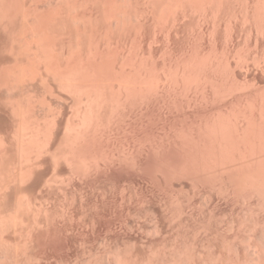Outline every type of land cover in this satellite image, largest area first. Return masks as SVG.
Segmentation results:
<instances>
[{
    "label": "rangeland",
    "instance_id": "rangeland-1",
    "mask_svg": "<svg viewBox=\"0 0 264 264\" xmlns=\"http://www.w3.org/2000/svg\"><path fill=\"white\" fill-rule=\"evenodd\" d=\"M22 1L23 3L20 4ZM37 1L38 0H18V2H20L18 3L15 0L16 4H18L17 8H14L16 6V4H13L14 1L11 2L13 6L10 5V2L8 0L7 3L6 0H2V3L4 2L5 4H7L6 6L9 5L8 8L11 7L12 9V10L10 9L11 12L16 11L19 8L18 6H20L21 10H23V8L25 7L24 10L26 9L28 10L29 8L33 10L31 11L29 9L28 11L30 13L36 14L39 13L40 11L39 14H42L43 12L41 11H43V9L45 10L51 7V6L48 7L49 4L50 5L52 4L53 6V3L55 4V2L56 3L58 2V0L55 1L39 0L38 2ZM115 1H119V0H114L113 3L115 4L113 6L117 9H121L122 5L120 3L123 2L121 0H120L121 2H115ZM126 1H130L129 3L135 6L134 7L132 5L133 9L134 10L136 9L135 11L140 14L138 15L140 16L139 18L143 19V20L140 19L141 26L143 28L142 29L143 35L141 36V38L139 37L138 40L136 39L138 42H136V40L135 42L133 41L129 42L130 41L129 38H128L129 40L127 39L125 41L126 37H121L120 35H118L117 37V35H115L112 37V39H110L111 43L109 42L110 43L109 46L111 47L112 51L116 49L113 53L114 54L117 53V57L119 56L120 62H117L116 65L119 64L118 66H120L121 60L125 58V60L128 61V63L124 61L126 63L125 71L129 67L130 68L136 67L142 70L143 72H145L144 79L145 81L148 80V82L146 81L148 84L155 85L158 80L157 83L159 86L158 87L159 91H157L158 94L157 92H155L156 95L154 96V93L140 94L139 92L138 94V92H132L129 95H132L133 97L128 95L121 96L119 93L116 94L117 90H115L116 89L115 85H118L119 81L126 82L125 78H127V76L125 77L123 76L122 80L119 78H115L116 82L115 80L113 82L115 89L113 88V92H111L109 96L108 95L103 96L106 97L105 100L102 97L103 94H101L96 97L95 96L92 97V101H89L91 100V98L85 100V97H82L81 93L79 92L76 93L77 91L73 90L71 93L72 89H69L70 91L66 89H62L58 91L54 90V92L50 91L49 89L50 87L52 89L56 88L53 87V84L55 85L56 83L53 80H50L52 85L50 82H48L49 84H47L48 86L45 88L38 80H36L37 82L34 81L33 85L31 86V88L34 86L32 90L31 89L29 90L30 101H31L30 106L34 105L32 106L33 107L32 111L34 112H32L31 116H27V118H25V116L21 115L20 117L19 115L18 119L20 118V120L15 119L17 118L18 114H14L13 115L14 118L11 117L12 113L10 109H8L9 107L8 105H6V103L7 102L9 103V101H12V99L15 100V98H18L17 96L8 98V101L5 100L6 103H3L5 105H2L1 103L0 106L3 107H0L1 108L0 112L2 113L0 114V118L1 117L3 118L0 119V124H1L0 133L2 134L4 132L3 134H5V136L7 134V136L9 137L13 133L14 135L17 134L16 132H18L19 135H25V137L28 140L30 139L28 142L29 147L35 146L36 143L38 142L36 140H39L38 138L43 131L42 127L45 126V124L49 121L48 119L50 115L49 113L52 112L53 110L55 113H57V111H62V110L64 112L67 111V115L65 113L66 118L65 115H63V121H64L63 130L65 135L68 136V137L65 136V138H67L66 140H68L67 142L72 140V138L75 135L74 133H76L78 130L81 129L83 130L87 126L91 127L93 123H97L99 126L101 124L100 128H106V129L109 124V129H107V131L109 130L108 139L109 138L110 139L108 140L106 136L103 137V135L99 136L100 140L98 137H96L95 139L97 140V142L96 140H94L95 142L93 141L91 143L88 151L86 150V152L82 155L83 159L82 161H80V164L79 162L76 165L73 164L72 168L77 167L78 171H76V168H75V172L74 169L68 170V168H66V166L64 167V165L61 166L62 168H60L59 171L62 172L63 175L61 176V174L59 173V176H61V178H64V176L71 177L76 173L78 172L80 173L82 171H84L82 173H85L86 168L88 167L90 168L86 171V173L92 169L97 168L99 171H101L100 179H99L100 183L99 182L97 183L98 189L95 188L94 190L91 189V187H89V189L85 188L88 194L87 193L86 195L85 193L78 194L79 195L78 198V195L75 193L73 194L71 186H69L70 188H68V192L70 193L68 194L70 196L69 195L67 196L68 205L64 204L65 208H62L63 210H65V212L63 213L64 214L66 213L65 215L67 216H65L62 213V211L60 210L61 208L59 209V207H61L62 205L60 206L58 205L59 206L58 207L56 204L57 207L54 208L55 209L58 208L59 209L58 211H60L59 214L58 213L56 214L57 209L56 210L53 209V206H51L52 204H50L51 201L47 200L48 204L50 205V208H48L49 205L47 203H44L42 206L43 208H45V210L46 208L49 210L46 211L44 210V212H42L43 211L42 208L41 211L38 212V215H40L39 213H41L42 215L44 214V216L42 217H44L45 219V216L48 217L50 215L49 213H52L51 215L53 217L57 215L58 216L57 218L59 219V215L60 217H62L61 215H63L65 216V218L67 217L69 220L66 218L65 221L63 219H62L63 221H61L60 220L61 218L58 220L56 217H54L55 219H57V221H59V224L61 223L64 224H62L63 226L61 225L60 227H57V225L59 226V224L57 223L56 220L55 221L57 224L53 222L54 220L52 219L53 224L56 225L53 226L50 215L49 217L50 219L47 218V220H49V223H51L49 224V226L48 224L47 227L43 226L42 223L41 225L43 227H37L40 228V230L37 229L38 232L35 230L36 235L30 234V236H32L33 238L32 237L30 238L29 235H28L29 238L28 237L26 238L27 236L25 235L26 228L24 227L28 222H26L24 218V221L26 223L24 222L25 225L22 226V229L23 228L25 229L23 230L25 237L23 235H19L22 236L19 237L15 233L10 234V232L5 234V237L6 236L8 237L4 238L2 242L3 245L2 244L0 245L1 246L0 260H2L0 261V264H21V263L30 264L32 259L31 252L34 250V252L36 253L38 251V247H43L44 250L40 248L39 249L40 251L41 250L45 251L46 255H43L45 253L42 251L41 252L39 251L38 253H43L42 254L43 257L47 256L45 257L46 259L45 258H42L43 260L41 259L42 261L41 264H72V263L73 264H120V263L122 264L123 263L124 264H264V183H263L264 182V37H263L264 15L260 13L262 16L258 14V16H256L255 18H251V14L249 12H251L255 0H243L246 4L242 0H232V1L225 0L221 5L220 10L217 12V14H212L211 16H207L210 14L208 13V10H205L206 14H204L205 12H203V9L201 7L199 6L196 7V4H199L198 2L199 0H194L196 1L193 7L194 9L191 7L190 10L186 12L187 14L179 15L177 17V20L174 21L175 23L174 22L172 23L171 22L172 19L170 16H168L167 13L169 11L171 12L173 10L175 11L177 8L174 9V7L176 6L173 5L172 6L173 9H172L169 6L170 5L168 3L169 0L167 1L155 0V3L158 5L154 3L155 6L153 5V7L152 4L149 3L150 0H126ZM159 1H161V5H163L164 7L160 5ZM135 3L137 5H135ZM119 4L121 6H119ZM159 6L160 8H158ZM13 8L16 10H13ZM198 8L202 10H198ZM88 9L91 10V8ZM0 10L2 11V9ZM21 10L19 8L18 11ZM18 11L16 12L17 14L13 12L14 14L11 15L13 17L10 16V18L8 17L3 18V16H1L0 14V19L3 18L2 20H0V25H1L0 26V36H1L0 62L2 63L0 64V68L1 66L2 67L4 66L3 68L6 69L8 64H13L10 62V60H15V57H13L14 55L17 57V54L20 53L18 57L19 56L21 57V55H24V57H26L25 56L26 53L25 54L21 53L24 52L23 48L20 46L21 47L20 50L17 42L20 41L19 39L20 36L24 37V35H22L23 33L27 34L29 30L30 31L32 30V32L35 31L34 28H29L26 21L23 20L26 17L25 19L28 20L30 24L29 19L31 18L33 19L35 14L34 15L27 14L28 12L25 11L26 12L25 13L24 11H21L20 14L18 15ZM92 11H94V8H92ZM22 12H24V14H26L27 16L32 15L33 17L28 16L29 17L28 18L25 15V17L23 18L22 16L24 14ZM157 12L158 13L160 12L159 13L160 16ZM162 12L163 15H161ZM246 12L249 15H247ZM14 15L17 17H21L22 20L20 18L15 17ZM189 15L192 17L191 19H189ZM197 15H199L198 18ZM166 16L168 17V19ZM212 16H214L215 18H213ZM163 17H166L165 18L166 20L162 19ZM13 18L15 21H18L16 22L17 24H15ZM203 19L207 21H204ZM162 20L164 21V23ZM23 21H25L27 25H25ZM181 21L182 23H180ZM21 22H23L22 24L26 28L23 27L22 24L20 25ZM212 22H214L215 24ZM180 24L181 25L184 24V25L180 26ZM19 25L22 26L21 29L17 28L19 27ZM30 25H32V22ZM104 26L100 27L99 24L100 31L98 30L99 32H97V34H93L95 36V40L100 38L99 40L96 41H100L101 44L105 42V37L103 36L104 33L101 34V31L105 32V29H107V26L103 28ZM157 26L159 27L161 26L162 31L159 28H157ZM168 27L171 30L170 29L167 30ZM16 28L19 30H17ZM8 29H12V30H10L9 32ZM22 29L27 32L26 33L23 32ZM156 29L157 31L159 29L160 32L159 31L157 32ZM20 30H22L21 33ZM165 30L167 31L170 30V31L168 33ZM61 31L62 30H58L57 32L55 31L54 32L55 35L59 33L56 36H54V34L52 33L53 34L52 38L56 37L53 40L56 39V42L60 40L58 44L62 42L61 43L62 48H60L59 47L60 45H58L55 42V49L57 51H61L63 49L65 52V48L67 51L70 43L71 45L76 47L77 42L72 40L73 35L70 34L71 37L70 38L68 32L66 33V31L63 30L64 31L63 33ZM165 32L167 33V35H165L166 34ZM259 32L260 33L262 32L261 35ZM30 33L31 32H29L27 36H30L31 35ZM162 33L164 35H162ZM171 33H174L175 35L174 34L171 35ZM16 35L17 36L20 35V36L17 37ZM96 36L99 37L96 38ZM22 38H21L22 40L21 42L24 41ZM28 38L31 39L32 36L26 37L27 40ZM121 38H123L125 44L122 42ZM14 40H15V46H18L19 51H21L18 52L17 54L15 53L16 51L14 52V50H12V48H15L14 45L12 46ZM114 40L116 44L114 43ZM67 42L70 43L68 44ZM119 42L120 43L122 42V44H120ZM136 43L139 44L137 45ZM79 44L80 43H78V46H80ZM119 44L122 46L120 47ZM20 45H22V43ZM64 45L67 47H65ZM127 45H129L128 47L130 48L125 50V47L127 48ZM112 46H114L115 49L114 47L112 48ZM119 47L120 50H118ZM18 48L15 50L18 51ZM121 49L124 50L122 53H121L122 51ZM130 49L132 50L129 51ZM126 51H128L130 55L128 54V52L126 53ZM13 52L15 53L14 55ZM10 53L12 54L10 55ZM124 53H126L125 56ZM137 53L140 56L141 55L142 56L140 57ZM190 53H192V55ZM114 54H112V56ZM133 54L135 56L132 59ZM81 55L84 54L82 53ZM237 55L240 58H238ZM83 57L84 56L79 57L80 60L77 61L82 62ZM138 59L139 62L137 61ZM132 60H134L133 61L134 64L133 62H131ZM244 60L247 62H245ZM136 61L138 62L139 66L135 65L137 63ZM124 62H123V66L125 64ZM79 65L80 64L77 63L75 67H73L72 65L71 68L73 67L72 69H75L76 66ZM127 65L129 67H127ZM219 65L222 67H220ZM118 66H116V68ZM143 66L146 67L144 68ZM9 67L11 66L9 65L8 68ZM187 67H189V70L191 71L193 70L192 73L194 77L193 78L188 77V79L187 77H185L186 79L185 81H183L184 77L181 76L180 74L183 68H187ZM62 68L64 67L62 66ZM130 68L127 70V72H129ZM149 68L150 70H145ZM180 69L181 72H179ZM168 70H171V73ZM146 71H148V73ZM149 71H151L150 72L151 75H148L150 74ZM175 71L177 72V74ZM152 73L154 74V76H152L153 75ZM194 74H196V77ZM147 75L149 76V78ZM150 76L153 77L152 81H150V79L152 78ZM178 76L179 78L177 79L176 77ZM130 77L131 76H128L127 80L129 82L131 81V83L128 82L129 84H132L135 79L134 77L132 78ZM138 79L139 78H137L136 80ZM159 83H161L162 85ZM55 86L58 87L57 83ZM47 91H49V93H46ZM145 94L146 95L148 94L147 95L148 98L147 96H145ZM59 96H61L62 98ZM128 97H130L129 100H127ZM122 98H126V100L125 99L123 100ZM4 99L7 98L4 97ZM4 99H2V101ZM97 100H99V102ZM100 100L101 102L103 100V102L101 103ZM88 105H91L92 107L90 106L91 107L90 108ZM99 106L100 108L98 110ZM103 106L105 108H103ZM56 107H57V111H55ZM78 107H80L82 110L79 109ZM108 108H110L111 110ZM112 108H114L115 111ZM3 109H4L3 112H5V114L2 112ZM49 109H51L52 111H47ZM85 109L88 110L84 111ZM7 110H9V112ZM79 110L81 111L79 112ZM91 110L94 112H92ZM6 111L8 113H6ZM97 112L98 113L101 112L99 113V116ZM125 112L127 113L124 114ZM90 115H92V117ZM101 116H103L104 119ZM28 117L31 118L28 119ZM95 117L97 119H95ZM27 119L29 121H26ZM89 119L92 120L90 121L91 123L88 121ZM110 119H112L113 121ZM13 120L17 123L15 124ZM9 121H12L15 125L14 124L12 125V123ZM77 123H78V127H77ZM79 124L81 126L83 125L84 127L82 126L83 127L82 128L81 126H79ZM17 128L20 130V132L28 131L29 133L24 134L25 133L24 132L23 134H20L19 131H17L18 130ZM69 128H71V130ZM14 129H16V132ZM12 130H14V132ZM10 132L11 134H9ZM71 134L73 136H69ZM29 135L32 138L29 137ZM105 138L107 139V141H105L106 140ZM103 139L105 140L101 141ZM67 142L65 141V144ZM92 144L95 146H93ZM96 144L99 145L97 146ZM107 149L110 151H108ZM89 151L91 152L90 154L87 155V152ZM153 154L156 156L157 159ZM92 158L97 159L96 163H95V159ZM110 158L111 160H106ZM87 159H91L89 160L90 163L87 161ZM92 161L95 164H93ZM101 161H103L102 165L100 164ZM107 162L110 163V165L111 164L112 165L109 166V170H107L109 173H106L107 172L106 171L104 172L105 173L104 174L103 166ZM84 164L85 165L87 164L88 166L86 165V167L83 166L81 167V165ZM98 164L99 167L101 168L97 167ZM47 165L44 166L45 167L44 169L47 170V171L43 170L44 173L45 171L46 173H50V171H48L47 169L48 167ZM78 166H80L81 168H79ZM83 168L85 169L83 170ZM80 169H82V171ZM68 171H71L72 173ZM64 173L66 175H64ZM75 184H77V182ZM26 185H29V183H27ZM28 187L29 186L26 187L27 190ZM26 195L25 197H27ZM29 195L30 194H28V196ZM71 197L72 198L74 197L73 198L74 200ZM14 198L16 197L12 198L13 202H14ZM64 205L62 207H64ZM15 208L17 209V207L14 206V208L10 211L12 217L16 214ZM46 212L47 213L49 212L48 216L45 214ZM44 227H46L47 229ZM60 231L63 233H60ZM49 232L51 234H49ZM44 234L47 236H45ZM34 236L37 238H35ZM40 236L43 238H41ZM50 237L52 238V240ZM38 238L40 239V241L37 240ZM34 239L35 241L37 240V242H33V244L37 243L39 245H37L38 247H36V245L34 244L35 246L34 245L32 246L35 248L32 247L33 249H31V244H32L31 241H33ZM22 240H25L26 243H23ZM21 250L23 251V253ZM64 257L66 258L64 259Z\"/></svg>",
    "mask_w": 264,
    "mask_h": 264
},
{
    "label": "bare ground",
    "instance_id": "bare-ground-1",
    "mask_svg": "<svg viewBox=\"0 0 264 264\" xmlns=\"http://www.w3.org/2000/svg\"><path fill=\"white\" fill-rule=\"evenodd\" d=\"M9 2H10V5H12L13 6V4H16V2H18V0H16V2H15V0H13V1H10V0H8ZM39 1V0H38ZM37 1V2H38ZM47 1H49V0H47ZM52 1V0H51ZM55 1V0H54ZM123 3H120L121 5H122V8L121 9H117V8H115L113 5L115 4V3H113L114 2V0H58V2L56 3L55 2V4L53 3V6H52V4L50 5H48V7L49 6H51L50 8H48V9H43V11H41V12H43L42 14H39L40 13V11H39V9H38V11H39V13H34L35 14V16L33 17L32 15H30L31 17H33V19L31 18V19H29L30 20V24H31V22H32V25H33V27H32V25H30L29 24V21L28 20H26L25 18V15L26 14H24V12L27 10H24V8H23V10H21V7L20 6H18L19 8H20V10L21 11H24V12H22L23 14V20H25L26 21V23L28 24V27L29 28H34L35 29V31H33L32 32V30L30 31L29 30V32H31L29 35L30 36H27V34L29 33H27V34H22V35H24V37L23 36H20V41L19 42H17L18 43V45H19V48H20V50H21V47L23 48V51L24 52H21V51H19V48H18V46H15V40L13 41V43H12V46L14 45L15 46V48H12V50H14V52L17 54L18 52H21V53H26L25 54V56L26 57H24V55H21V57L19 56L18 57V55L20 54H17V57L14 55L15 53L13 52V57H15V60H10V62L11 63H13V64H8L7 65V67H6V69L5 68H3L2 66H1V68H0V105H1V103H2V105H5V104H3V103H6V101H8V98H10V97H13V96H17L18 98H15V100L14 99H12V101H9V103L7 102L6 103V105H8V109H10V111H11V113H12V115H11V117H13V115L14 114H18V116H17V118H15V119H18V117H19V115H20V117H21V115H23V116H25V118H27V116H31V114H32V112H34V111H32V106H34V105H32V106H30V92H29V90L31 89L32 90V88L34 87H32L31 88V86L33 85V82L34 81H36V80H38L43 86H44V88L45 87H47L48 85L47 84H49L48 82H50V80H53V81H55L56 83H57V85H58V87L57 86H55L56 85V83H55V85L53 84V87H56V88H51L50 87V85H49V89H50V91H53L54 92V90H56V91H58V90H62V89H66V90H69V89H72L71 90V93H72V91L74 90V91H77L76 93H81V95H82V97H85V100L87 99H89V98H91V100H89V101H92V97H96V96H98V95H101V94H103L102 95V97L104 96V95H108L109 96V94H111V92H113V88H114V84H113V82H114V80H115V78H119V79H121L122 80V78H123V76L125 77V76H127V78H128V76H131L130 78H132V77H134V79L136 80L137 78H139L138 80H134V82L132 83V84H129V83H131V81L129 82L128 80H127V78H125L126 79V82L124 81V82H121V81H119V83H118V85H115L116 87V89L115 90H117V93L116 94H120L121 96L122 95H128V96H131V97H133L132 95H129V94H131L132 92H138V94H139V92H140V94H142V93H154V96L156 95V93L155 92H157V91H159L158 90V80H157V85L155 84V85H153V84H148L147 82H148V80H146L145 81V79H144V76H145V72H143L142 70H140V69H138V68H136V67H133V68H130L128 65H127V67H129L130 68V70H129V72H127V70L129 69H127L126 71H125V65H126V63L124 62V61H126L125 60V58L124 59H122V58H120V59H122L121 60V64H120V66H118V65H116V63L117 62H120V60H119V56L117 57V53H115L116 54V56H115V54L113 53L116 49H115V45L114 46H112V48L114 47V51H112L111 50V47L109 46V44L111 43L110 42V39H112V37L113 36H115V35H117V37H118V35H120L121 37H126V39H125V41L129 38L130 39V41L129 42H131V41H133V42H135V40L137 39L138 40V38L140 37L141 38V36L143 35L142 34V26H141V21H140V19L141 18H139L140 16H138V15H140L139 13H137L134 9H133V6L129 3L130 1H126V0H121ZM120 0L119 1H115V2H121ZM163 1V0H162ZM165 1H167V0H165ZM225 0H199L198 2H199V4H196V7L197 6H199V7H201L202 9H203V12H205V10H208V13H210L209 15H207V16H211L212 14H217V12L220 10V7H221V5L223 4V2H224ZM232 1V0H231ZM243 1V0H242ZM0 2H1V4H2V6H1V4H0V6L2 7H0V9H2V11L0 10V14H1V16H3V18L5 17H8V18H10V16L11 15H13L14 13L13 12H17L18 10H19V8L16 10V9H14V8H17V5L18 4H16V6L13 8V10H16V11H13V12H11L10 11V9H11V7L10 8H8L9 7V5L8 6H6L7 4H5L4 2L2 3V0H0ZM8 2V3H9ZM11 2H13V4L11 3ZM36 2V1H35ZM42 2H44V1H42ZM46 2V1H45ZM157 2V1H156ZM160 2V5H161V1H159ZM195 2L196 1H194V0H169V6L173 9V5H175L176 7H174V9H176L174 12L172 11H169L167 14H168V16H170L171 17V19H172V23L174 22V21H176L177 20V17L179 16V15H185V14H187L186 12L188 11V10H190V8L192 7H194V4H195ZM234 2V1H233ZM237 2V1H236ZM244 2V1H243ZM251 2V1H250ZM6 3H7V0H6ZM18 3H20V2H18ZM23 3V1L20 3V4H22ZM113 3V4H112ZM132 3V2H131ZM150 4H152V7H153V5H154V3H155V0H150V2H149ZM148 3V4H149ZM158 3V2H157ZM166 3V2H165ZM245 3V2H244ZM19 4V5H20ZM28 4H30V3H28ZM119 4V6H121ZM147 4V5H148ZM156 4V3H155ZM164 4V3H163ZM172 4V5H171ZM228 4H230V3H228ZM232 4V3H231ZM240 4V3H239ZM246 4V3H245ZM34 5V4H33ZM36 5V4H35ZM38 5V4H37ZM135 5H137L136 3H135ZM139 5V4H138ZM156 5H158V4H156ZM168 5V4H167ZM227 5V4H226ZM243 5V4H242ZM241 5V6H242ZM254 5V6H253ZM252 6H253V8L251 9V12H249L250 14H251V18H255L256 16H258V14H263L264 15V0H255V3L253 4ZM29 6V5H28ZM27 6V7H28ZM116 6H117V3H116ZM119 6H118V8H119ZM155 6V5H154ZM161 6H163V5H161ZM168 6V7H169ZM252 6H249V7H252ZM26 7V8H27ZM33 7V6H32ZM31 7V8H32ZM135 7V6H134ZM164 7V6H163ZM167 7V6H166ZM227 7V6H226ZM225 7V8H226ZM244 7V6H243ZM88 8H91V10H89ZM92 8H94V11H92ZM139 8V7H138ZM155 8V7H154ZM154 8H152V9H154ZM158 8H160V6L158 7ZM236 8V7H235ZM30 9V8H29ZM28 9V10H29ZM33 9H35V8H33ZM194 9V8H193ZM202 9H199L198 8V10H202ZM12 10V9H11ZM26 11V12H28L27 14H33V13H30L29 11ZM31 10V9H30ZM48 10V11H47ZM139 10V9H138ZM197 10V11H198ZM224 10V9H223ZM248 10V9H247ZM249 10H250V8H249ZM21 11H18V15L20 14V12ZM31 11H33V10H31ZM37 11V10H36ZM161 11V10H160ZM193 11V10H192ZM241 11V10H240ZM11 12V13H10ZM25 12V13H26ZM46 12V13H45ZM164 12V11H163ZM163 12H162V14L161 15H163ZM190 12V11H189ZM188 12V13H189ZM196 12V11H195ZM200 12V11H199ZM202 12V11H201ZM141 13V12H140ZM146 13V12H145ZM158 13V12H157ZM160 13V12H159ZM158 13V14H159ZM165 13V12H164ZM194 13V12H193ZM198 13V12H197ZM242 13V12H241ZM17 14V13H16ZM15 14V15H16ZM33 14V15H34ZM142 14H143V12H142ZM147 14V13H146ZM157 14V15H158ZM204 14H206V12L204 13ZM224 14V13H223ZM245 14V13H244ZM246 14L247 15H249L247 12H246ZM260 14V15H261ZM14 15V16H15ZM149 15V14H148ZM156 15V16H157ZM166 15V14H165ZM202 15V14H201ZM27 16V15H26ZM29 16V15H28ZM27 16V17H28ZM29 16V17H30ZM99 16V17H98ZM142 16V15H141ZM155 16V17H156ZM159 16H160V14H159ZM262 16V15H261ZM11 17H13V16H11ZM15 17H17V16H15ZM28 17V18H29ZM151 17H153V16H151ZM167 17V16H166ZM166 17H163L162 19H165ZM184 17V16H183ZM199 17V15H197V18ZM213 18H215L216 17V15H215V17L214 16H212ZM2 18V17H1ZM2 18V19H3ZM17 18H20L21 19V17H17ZM180 18H182V17H180ZM185 18V17H184ZM192 17L189 15V19H191ZM206 18V17H205ZM209 18V17H208ZM208 18H207V20H208ZM245 18V17H244ZM261 18V17H260ZM2 19H0V20H2ZM156 19V18H155ZM167 19H168V17H167ZM200 19V18H199ZM256 19H258V18H256ZM263 19V18H262ZM5 20V19H4ZM13 20H14V18H13ZM22 20V19H21ZM21 20H19V21H21ZM32 20V21H31ZM141 20H143V19H141ZM153 20V19H152ZM151 20V21H152ZM166 20V19H165ZM179 20V19H178ZM181 20H183V19H181ZM197 20V19H196ZM204 20V19H203ZM207 20H204V21H207ZM214 20V19H213ZM212 20V21H213ZM218 20V19H217ZM252 20V19H251ZM25 21H23L24 22V24L25 25H27L26 23H25ZM28 21V22H27ZM160 21V20H159ZM163 21V20H162ZM194 21V20H193ZM198 21V20H197ZM226 21H227V19H226ZM229 21V20H228ZM258 21V20H257ZM256 21V22H257ZM263 21V20H262ZM14 22H15V24H17L16 22H18V21H15L14 20ZM23 22H21L20 23V25L23 23ZM147 22V21H146ZM166 22V21H165ZM201 22H202V20H201ZM210 22H211V20H210ZM218 22V21H217ZM241 22V21H240ZM5 23V22H4ZM143 23H144V21H143ZM157 23H159V22H157ZM156 23V24H157ZM163 23H164V21H163ZM171 23V24H172ZM175 23V22H174ZM180 23H182V21L180 22ZM206 23V22H205ZM209 23V22H208ZM212 23H214V22H212ZM227 23V22H226ZM243 23V22H242ZM3 24V23H2ZM10 24H13V23H10ZM99 24H100V27H102V26H104L103 28H105L106 26H107V29H105V32H102L101 31V34L102 33H104V37H105V42H103V41H101V42H103L102 44H104V45H102L101 43H100V41H96V40H99V39H96L95 40V36L93 35V34H97V32H99L100 31V27H99ZM155 24V23H154ZM162 24V23H161ZM170 24V23H169ZM215 24V23H214ZM246 24V23H245ZM254 24V23H253ZM259 24V23H258ZM19 25V27H17V28H19V29H21V27L23 26V24H22V26H20ZM30 25V26H29ZM153 25V24H152ZM159 25V24H158ZM175 25V24H174ZM184 25V24H183ZM183 25H181L180 24V26H183ZM202 25V24H201ZM243 25V24H242ZM256 25H257V23H256ZM1 26V25H0ZM5 26H6V24H5ZM149 26V25H148ZM161 26H163V25H161ZM159 27V26H157V28H159L160 30H161V28L162 27ZM167 26V25H166ZM170 26V25H169ZM203 26V25H202ZM208 26V25H207ZM261 26V25H260ZM14 27H15V25H14ZM23 27H25V26H23ZM147 27V26H146ZM165 27V26H164ZM172 27V26H171ZM175 27V26H174ZM177 27V26H176ZM210 27V26H209ZM8 28V27H7ZM16 28V29H17ZM26 28V27H25ZM25 28H23V29H25ZM152 28V27H151ZM173 28V27H172ZM19 29H17V30H19ZM22 29V30H23ZM154 29V28H153ZM159 29H158V31H159ZM168 29H170L169 27L167 28V30ZM180 29H181V27H180ZM200 29V28H199ZM213 29V28H212ZM9 30V32H10V30H12V29H8ZM22 30H20V33H21V31ZM25 30H27V29H25ZM25 30H23V32H27V31H25ZM58 30H62L61 32H63L64 33V31L63 30H65L66 31V33L68 32L69 33V37H70V34L71 35H73V37H72V40L73 41H75V42H77V46L75 47V46H73V45H71V41L69 42L70 43V45H69V47H68V49H67V51H66V48H65V52H64V50L62 49L61 51H57L56 49H55V42H56V39L55 40H53L54 38H56V37H53L52 38V35L54 34V32L56 31H58ZM99 30V31H98ZM102 30V29H101ZM104 30V29H103ZM167 30H165V31H167ZM171 30V29H170ZM169 30V31H170ZM244 30V29H243ZM156 31H157V29H156ZM157 31V32H158ZM162 31V30H161ZM169 31H167L168 33H169ZM187 31V30H186ZM232 31V30H231ZM248 31V30H247ZM250 31V30H249ZM160 32V31H159ZM164 32V31H163ZM176 32H177V30H176ZM53 33V34H52ZM166 33V32H165ZM174 33H175V31H174ZM174 33H171V35L172 34H174ZM201 33H202V31H201ZM224 33V32H223ZM260 33V32H259ZM262 33V32H261ZM261 33H260V35H261ZM17 34H18V32H17ZM57 34H59V33H57ZM56 34V35H57ZM100 34V33H99ZM159 34V33H158ZM157 34V35H158ZM187 34V33H186ZM5 35V34H4ZM9 35V34H8ZM55 34H54V36H56ZM61 35V34H60ZM149 35V34H148ZM155 35V34H154ZM162 35H164L163 33H162ZM165 35H167V33L165 34ZM169 35V34H168ZM175 35V34H174ZM250 35V34H249ZM13 36H15V35H13ZM17 36V35H16ZM19 36H17V37H19ZM32 36V38L30 39V38H28V40L26 39V37H31ZM119 36V37H120ZM161 36V35H160ZM228 36V35H227ZM1 37V36H0ZM23 37V38H22ZM59 37V36H58ZM61 37V36H60ZM99 37V36H98ZM97 36H96V38H98ZM104 37H103V39H104ZM155 37V36H154ZM153 37V38H154ZM165 37V36H164ZM164 37H163V39H164ZM264 37V36H263ZM21 38L24 40L23 42H21L22 40H21ZM63 38V37H62ZM61 38V39H62ZM65 38V37H64ZM67 38V37H66ZM71 38V37H70ZM229 38V37H228ZM254 38V37H253ZM3 39V38H2ZM13 39H15V38H13ZM18 39V38H17ZM30 39V40H29ZM115 39H116V37H115ZM122 39V42L124 43L125 41H123V38H121ZM128 39V40H129ZM155 39V38H154ZM160 39V38H159ZM187 39V38H186ZM243 39V38H242ZM255 39V38H254ZM262 39V38H261ZM63 40V39H62ZM136 40V42H138ZM140 40V39H139ZM161 40V39H160ZM189 40V39H188ZM196 40V39H195ZM194 40V41H195ZM229 40V39H228ZM231 40V39H230ZM3 41V40H2ZM17 41V40H16ZM60 40H58L56 43L58 44V42H59ZM64 41V40H63ZM66 41V40H65ZM68 41H69V39H68ZM112 41V40H111ZM119 41V40H118ZM121 41V40H120ZM165 41V40H164ZM167 41V40H166ZM197 41V40H196ZM202 41V40H201ZM11 42H12V40H11ZM22 43V45H20L21 43ZM110 42V43H109ZM122 42L120 43V44H122ZM128 42V43H129ZM161 42V41H160ZM212 42V41H211ZM1 43V42H0ZM17 43H16V45H17ZM62 43V42H61ZM61 43H59L58 45H60L59 47L60 48H62L61 47ZM64 43V42H63ZM68 43V42H67ZM67 43H65V44H67ZM68 43V44H69ZM73 43V42H72ZM78 43H80L79 45L80 46H78ZM114 43H115V40H114ZM127 43V42H126ZM139 43H140V41H139ZM138 43V44H139ZM142 43V42H141ZM151 43V42H150ZM153 43V42H152ZM169 43V42H168ZM226 43V42H225ZM242 43V42H241ZM74 44H76V43H74ZM116 44V43H115ZM119 44V45H120ZM125 44V43H124ZM137 44V43H136ZM135 44V45H136ZM137 44V45H138ZM213 44V43H212ZM223 44V43H222ZM112 45V44H111ZM1 46V45H0ZM11 46V47H12ZM21 46V47H20ZM65 46V45H64ZM122 45H120V47H121ZM129 45H127V48L125 47V50L126 49H129L130 47H128ZM147 46V45H146ZM163 46V45H162ZM167 46V45H166ZM176 46V45H175ZM188 46V45H187ZM246 46V45H245ZM18 48V51L17 50H15V49H17ZM58 47V46H57ZM65 47H67V46H65ZM117 47V46H116ZM120 47H119V49L118 50H120ZM131 47H133V46H131ZM136 47V46H135ZM140 47V46H139ZM161 47V46H160ZM216 47V46H215ZM223 47V46H222ZM260 47V46H259ZM10 48V47H9ZM60 48H59V50H60ZM124 48V47H123ZM156 48V47H155ZM252 48V47H251ZM2 49V48H1ZM135 49V48H134ZM133 49V50H134ZM138 49H140V48H138ZM11 50V51H12ZM122 50V49H121ZM132 49H130L129 51H131ZM142 50V49H141ZM150 50V49H149ZM167 50H169V49H167ZM171 50V49H170ZM186 50V49H185ZM208 50V49H207ZM213 50V49H212ZM4 51V50H3ZM10 51V52H11ZM124 50H122L121 51V53L123 52ZM187 51V50H186ZM190 51H192V50H190ZM206 51V50H205ZM220 51V50H219ZM247 51H248V49H247ZM6 52V51H5ZM120 52V51H119ZM128 51H126V53H127ZM134 52H136V51H134ZM138 52H139V50H138ZM142 52V51H141ZM194 52V51H193ZM217 52V51H216ZM235 52V51H234ZM262 52V51H261ZM9 53V52H8ZM66 55H65V54ZM84 54V55H81V54ZM126 53H124V56L126 55ZM188 53V52H187ZM233 53V52H232ZM12 53H10V55H11ZM112 54H114L113 56H112ZM119 54V53H118ZM128 54H129V52H128ZM132 54V53H131ZM136 54V53H135ZM138 54V53H137ZM140 54H142V53H140ZM149 54V53H148ZM157 54V53H156ZM189 54V53H188ZM191 55H192V53H190ZM65 55V56H64ZM121 55V54H120ZM130 55V54H129ZM128 55V56H129ZM139 55V54H138ZM174 55V54H173ZM185 55V54H184ZM194 55H195V53H194ZM220 55V54H219ZM11 56V57H12ZM82 56H84L83 57V61L82 62H78L77 60H80V58L79 57H82ZM135 55L133 54L132 55V59H133V57H134ZM137 56V55H136ZM140 56V55H139ZM138 56V57H139ZM142 56V55H141ZM140 56V57H141ZM144 56V55H143ZM147 56V55H146ZM178 56V55H177ZM189 56V55H188ZM187 56V57H188ZM218 56V55H217ZM225 56V55H224ZM256 56H257V54H256ZM10 57V58H11ZM116 57H117V59H116ZM120 57H122V56H120ZM145 57V56H144ZM180 57V56H179ZM190 57V56H189ZM228 57V56H227ZM237 57H238V55H237ZM127 58V57H126ZM129 58V57H128ZM143 58V57H142ZM147 58V57H146ZM182 58H183V56H182ZM191 58V57H190ZM232 58V57H231ZM238 58H240V57H238ZM12 59H14V58H12ZM130 59V58H129ZM159 59V58H158ZM168 59V58H167ZM192 59V58H191ZM212 59H213V57H212ZM262 59V58H261ZM82 60V59H81ZM142 60V59H141ZM187 60V59H186ZM263 60V59H262ZM134 60H132L131 62H133ZM138 62H139V59L137 60ZM136 61V62H137ZM155 61V60H154ZM169 61V60H168ZM222 61V60H221ZM225 61V60H224ZM230 61V60H229ZM235 61V60H234ZM245 61V60H244ZM243 61V62H244ZM9 62V63H10ZM75 62H76V64L77 63H79L80 65L79 66H76V68L75 69H72L73 67H75ZM123 62L125 63L124 64V66H123ZM127 63H128V61H126ZM129 62H130V60H129ZM138 62L135 64V65H138ZM145 62V61H144ZM144 62H142V63H144ZM150 62V61H149ZM217 62V61H216ZM245 62H247V61H245ZM141 63V64H142ZM172 63V62H171ZM175 63V62H174ZM257 63V62H256ZM255 63V64H256ZM0 64H2L1 62H0ZM3 64H5V63H3ZM130 64V63H129ZM133 64H134V62H133ZM141 64H140V66H141ZM148 64V63H147ZM170 64V63H169ZM179 64V63H178ZM177 64V65H178ZM192 64V63H191ZM198 64V63H197ZM225 64V63H224ZM246 64V63H245ZM11 66V67H9L8 68V66ZM73 65V67L71 68V66ZM132 65V64H131ZM130 65V66H131ZM145 65H146V63H145ZM151 65V64H150ZM160 65V64H159ZM182 65V64H181ZM186 65H187V63H186ZM201 65V64H200ZM237 65V64H236ZM242 65V64H241ZM62 66L64 67V68H62ZM70 66V67H69ZM116 66H118L117 68H116ZM133 66V65H132ZM139 66V65H138ZM137 66V67H138ZM148 66V65H147ZM203 66H204V64H203ZM202 66V67H203ZM220 66V65H219ZM144 67V66H143ZM146 67V66H145ZM144 67V68H145ZM149 67V66H148ZM147 67V68H148ZM154 67V66H153ZM160 67V66H159ZM173 67V66H172ZM192 67V66H191ZM207 67V66H206ZM220 67H222V66H220ZM226 67V66H225ZM238 67V66H237ZM3 68V69H2ZM69 68V69H68ZM141 68V67H140ZM152 68V67H151ZM239 68V67H238ZM246 68V67H245ZM173 69V68H172ZM178 69V68H177ZM176 69V70H177ZM182 69V68H181ZM181 69H180V71L179 72H181ZM192 69V68H191ZM221 69V68H220ZM235 69V68H234ZM144 70V69H143ZM145 70H150V68L149 69H145ZM144 70V71H145ZM153 70H154V68H153ZM166 70V69H165ZM179 70V69H178ZM240 70H242V69H240ZM251 70V69H250ZM168 71H170V73H171V70H168ZM193 71V70H192ZM192 71L191 70H189V67H187V68H183V70H182V72H181V76H183L184 77V80L183 81H185V77H187V79H188V77H190V78H193L194 76H193V73H192ZM220 71V70H219ZM125 72H127V73H125ZM147 73H148V71H146ZM151 71H149V73H150ZM158 72V71H157ZM176 72V71H175ZM199 72V71H198ZM211 72H213V71H211ZM153 73H154V71H153ZM152 73V74H153ZM159 73V72H158ZM167 73V72H166ZM259 73V72H258ZM126 74V75H125ZM172 74H174V73H172ZM176 74H177V72H176ZM175 74V75H176ZM197 74V73H196ZM196 74H194L195 75V77H196ZM234 74V73H233ZM245 74V73H244ZM148 75H151V73L150 74H148ZM147 75V76H148ZM165 75V74H164ZM169 75V74H168ZM171 75V74H170ZM174 75V76H175ZM179 75V74H178ZM225 75V74H224ZM250 75V74H249ZM152 76H154V74L152 75ZM152 76H150V77H152ZM157 76H159V75H157ZM177 76V75H176ZM192 76V77H191ZM204 76V75H203ZM209 76V75H208ZM214 77V76H213ZM251 77V76H250ZM129 78V79H130ZM148 78H149V76H148ZM157 78V77H156ZM165 78V77H164ZM167 78V77H166ZM170 78V77H169ZM177 79L179 78V76L178 77H176ZM189 78V79H190ZM221 78V77H220ZM252 78V77H251ZM152 79H153V77L150 79V81H152ZM155 79V78H154ZM160 79V78H159ZM174 79H175V77H174ZM176 79V80H177ZM197 79V78H196ZM219 79V78H218ZM218 79H216V80H218ZM132 80V79H131ZM163 80V79H162ZM193 80H195V79H193ZM52 81V82H53ZM137 81H138V83H137ZM153 81H155V80H153ZM160 81V80H159ZM179 81H181V80H179ZM200 81V80H199ZM208 81H210V80H208ZM37 82V81H36ZM115 82H116V80H115ZM129 82V83H128ZM165 82V81H164ZM174 82V81H173ZM190 82V81H189ZM192 82V81H191ZM51 83V82H50ZM54 83V82H53ZM150 83V82H149ZM185 83V82H184ZM188 83V82H187ZM186 83V84H187ZM194 83H195V81H194ZM197 83V82H196ZM38 84V83H37ZM40 84V85H41ZM117 84V83H116ZM159 84H161V83H159ZM170 84V83H169ZM192 84V83H191ZM51 85H52V83H51ZM162 85V84H161ZM172 85V84H171ZM174 85V84H173ZM42 86V87H43ZM191 86V85H190ZM194 86V85H193ZM171 88H173V87H171ZM47 89V88H46ZM46 89H44V90H46ZM160 89V88H159ZM38 90H39V88H38ZM43 90V89H42ZM65 90V91H66ZM114 90V91H115ZM169 90V89H168ZM174 90V89H173ZM70 91V90H69ZM192 91V90H191ZM202 91V90H201ZM45 92V91H44ZM161 92V91H160ZM200 92V91H199ZM42 93V92H41ZM46 93H49V91H47ZM167 93V92H166ZM193 93V92H192ZM205 93V92H204ZM33 94V93H32ZM74 94V93H73ZM157 94H158V92H157ZM195 94V93H194ZM198 94V93H197ZM202 94V93H201ZM207 94V93H206ZM29 95V96H28ZM53 95V94H52ZM55 95V94H54ZM112 95H114V94H112ZM134 95H136V94H134ZM148 95V94H147ZM146 94H145V96H147ZM160 95V94H159ZM174 95V94H173ZM46 96V95H45ZM80 96V95H79ZM78 96V97H79ZM118 96V95H117ZM137 96H139V95H137ZM143 96V95H142ZM153 96V95H152ZM158 96V95H157ZM192 96V95H191ZM4 97L5 98H7V99H4ZM32 97V96H31ZM37 97V96H36ZM56 97V96H55ZM58 97V96H57ZM59 97H61V96H59ZM100 97V96H99ZM99 97H98V99H99ZM114 97V96H113ZM119 97V96H118ZM117 97V98H118ZM123 97H125V96H123ZM141 97V96H140ZM144 97V96H143ZM142 97V98H143ZM150 97V96H149ZM62 98V97H61ZM73 98H74V95H73ZM80 98V97H79ZM101 98V97H100ZM104 98V100H105V98L106 97H103ZM129 98L130 97H128V99L127 100H129ZM147 98H148V96H147ZM2 99H4L3 101H2ZM43 99H45V98H43ZM49 99V98H48ZM56 99V98H55ZM59 99V98H58ZM78 99V98H77ZM107 99H108V97H107ZM123 100L125 99L126 100V98H122ZM133 99V98H132ZM184 99V98H183ZM6 100V101H5ZM14 100V101H13ZM33 100V99H32ZM41 100V99H40ZM81 100H82V98H81ZM84 100V99H83ZM112 100V99H111ZM115 100V99H114ZM141 100V99H140ZM139 100V101H140ZM180 100V99H179ZM35 101V100H34ZM33 101V102H34ZM39 101V100H38ZM54 101H56V100H54ZM62 101V100H61ZM80 101V100H79ZM98 102H99V100H97ZM110 101V100H109ZM171 101V100H170ZM32 102V103H33ZM45 102V101H44ZM47 102V101H46ZM53 102V101H52ZM84 102V101H83ZM93 102H94V100H93ZM100 102H101V100H100ZM102 102H103V100H102ZM101 102V103H102ZM113 102V101H112ZM156 102V101H155ZM159 102V101H158ZM165 102V101H164ZM172 102V101H171ZM49 103V102H48ZM51 103V102H50ZM64 103V102H63ZM90 103V102H89ZM115 103V102H114ZM129 103V102H128ZM134 103V102H133ZM163 103V102H162ZM44 104V103H43ZM54 104V103H53ZM120 104V103H119ZM141 104H142V102H141ZM149 104V103H148ZM38 105H39V103H38ZM48 105V104H47ZM46 105V106H47ZM82 105H83V103H82ZM99 105V104H98ZM108 105V104H107ZM122 105V104H121ZM120 105V106H121ZM125 105V104H124ZM126 105H127V103H126ZM135 105V104H134ZM133 105V106H134ZM146 105V104H145ZM174 105V104H173ZM45 106V105H44ZM53 106V105H52ZM89 107L91 106V105H88ZM96 106H97V104H96ZM100 106H101V104H100ZM100 106L98 107V110H99V108H100ZM110 106V105H109ZM108 106V107H109ZM131 106V105H130ZM153 106V105H152ZM178 106V105H177ZM0 107H3V106H0ZM6 107V106H5ZM42 107V106H41ZM55 107V106H54ZM59 107H60V104H59ZM73 107V106H72ZM92 107V106H91ZM90 107V108H91ZM111 107V106H110ZM176 107V106H175ZM45 108V107H44ZM43 108V109H44ZM79 109H81L80 107H78ZM84 108V107H83ZM86 108V107H85ZM90 108H89V110H90ZM94 108V107H93ZM93 108H92V110H93ZM103 108H105L104 106H103ZM119 108V107H118ZM126 108V107H125ZM157 108V107H156ZM1 109V108H0ZM35 109V108H34ZM38 109H41V108H38ZM51 109H53V108H51ZM51 109H49V110H47V111H52ZM55 109V108H54ZM61 109V108H60ZM77 109V108H76ZM108 109H110V108H108ZM114 111H115V109L114 108H112ZM124 109V108H123ZM161 109V108H160ZM82 110V109H81ZM81 110H79V112L81 111ZM88 109H85L84 111H87ZM91 110V111H92ZM96 110H97V107H96ZM96 110H95V112H96ZM111 110V109H110ZM148 110V109H147ZM1 111V110H0ZM4 111V109L2 110V112ZM8 112H9V110H7ZM6 111V113H8ZM55 111H57V107H56V109H55ZM107 111V110H106ZM122 111V110H121ZM138 111V110H137ZM144 111V110H143ZM146 111V110H145ZM173 111V110H172ZM63 110L62 111H57V113H55L54 112V110L52 111V112H50L49 114V117H48V119H49V121L45 124V126H43L42 128H43V131H42V133H41V135L39 136V140H36V141H38L37 143H36V145L35 146H31V147H29V145H28V142H29V140L25 137V135H19L18 134V132H16V129H14L15 130V132L17 133V134H15L14 135V130H12L11 132L13 133L10 137L9 136H7V134H6V136H5V134H1L0 133V245L2 244V242H3V240H4V238H6V237H8V236H6L5 237V234L6 233H8V232H10V234L11 233H15L17 236H19V235H23L24 236V231L23 230H25L24 228H26V230H25V235H27L26 236V238L28 237L29 238V236H30V234H35L36 233V231L38 232V230L37 229H39L40 230V228H37V227H43V226H46L47 227V224H48V226H49V224H51V223H49V220H47V218H49L50 217V215L52 214V213H49L50 215L48 216V213L46 212L45 214L48 216V217H46L45 216V219H44V217H42V216H44V214L42 215L41 213H39L40 215H38V212H40L41 211V209L43 208V204L44 203H47L48 204V201H51L50 202V204H52L51 206H53V209H55L54 207H57L58 205L60 206V205H66L67 204V196L69 195L68 193H70V192H68V188H70L69 186H71V189H72V191H73V194L75 193V194H84L85 193V195H86V189L88 188L89 189V187H91V189H94L95 190V188L96 189H98V186H97V183L99 182V179H100V173H101V171H99L97 168L96 169H92V170H90V171H88L87 173H86V171L90 168V167H88V168H86V171H85V173H82V172H84V171H82V169H80L82 172H78V173H74L75 175H73V176H71V177H67V176H64V178H61V176H63L62 175V172H59L60 171V168H62L61 166L62 165H64V167L66 166V168H68V170H72V169H74V172H75V168H76V171H78V169H77V167H75V168H72V166H73V164H77L78 162H79V164H80V161H82V155L86 152V150L88 151V149L90 148V145H91V143L94 141V140H96L95 138L96 137H98L99 138V136L100 135H103V137L104 136H106V138L108 139V135H109V130L107 131V129H109V124H108V126H107V129L106 128H100V126H101V124H100V126L97 124V123H93V125L90 127H85L83 130L81 129V130H78L77 132H76V130H75V132L76 133H74L75 135H74V137L72 138V140L71 141H69V142H67L68 140H66L67 138H65V133H64V128H63V115H65V113H66V115H67V111H65L64 112V114H63ZM76 112V111H75ZM79 112H78V114H79ZM92 112H94V111H92ZM105 112V111H104ZM103 112V113H104ZM109 112V111H108ZM107 112V113H108ZM141 112H142V110H141ZM147 112V111H146ZM171 112V111H170ZM4 114H5V112H3ZM86 113V112H85ZM91 113V112H90ZM98 113V112H97ZM99 113H101V112H99ZM99 113H98V116H99ZM110 113V112H109ZM117 113H119V112H117ZM127 112H125L124 114H126ZM128 113H130V112H128ZM160 113V112H159ZM158 113V114H159ZM0 114H2L1 112H0ZM35 114H36V112H35ZM34 114V115H35ZM43 114V113H42ZM82 114V113H81ZM105 114V113H104ZM111 114V113H110ZM112 114H114V113H112ZM135 114V113H134ZM139 114V113H138ZM156 114V113H155ZM8 115V114H7ZM9 115V116H10ZM34 115H33V118H34ZM66 115H65V118H66ZM85 115V114H84ZM107 115V114H106ZM121 115V114H120ZM129 115V114H128ZM161 115V114H160ZM170 115H172V114H170ZM2 116V115H1ZM4 116V115H3ZM8 116V117H9ZM76 116H77V114H76ZM91 117H92V115H90ZM109 116V115H108ZM111 116V115H110ZM119 116V115H118ZM122 116H124V115H122ZM135 116V115H134ZM41 117V116H40ZM84 117V116H83ZM97 117V116H96ZM95 117V119H97ZM102 118H103V116H101ZM115 117H116V115H115ZM1 118H3V117H1ZM0 118V119H1ZM10 118V117H9ZM14 118V117H13ZM12 118V119H13ZM25 118H24V120H25ZM31 118V117H30ZM29 117H28V119H30ZM38 118V117H37ZM86 118V117H85ZM88 118H90V117H88ZM87 118V119H88ZM93 118H94V115H93ZM106 118V117H105ZM120 118V117H119ZM122 118V117H121ZM124 118V117H123ZM158 118V117H157ZM6 119V118H5ZM14 119V120H15ZM26 120V121H29V120ZM35 119H36V116H35ZM44 119V118H43ZM72 119V118H71ZM84 119V118H83ZM86 119V120H87ZM92 119V118H91ZM91 119H89L88 121L90 122V121H92ZM104 119V118H103ZM128 119V118H127ZM160 119V118H159ZM159 119H157V120H159ZM3 120V119H2ZM8 120V119H7ZM11 120V119H10ZM13 120V121H14ZM18 120H20V118L18 119ZM21 120H23V119H21ZM32 120V119H31ZM30 120V121H31ZM38 120V119H37ZM42 120V119H41ZM75 120V119H74ZM81 120V119H80ZM79 120V121H80ZM102 120V119H101ZM110 120H112V119H110ZM115 120V119H114ZM146 120V119H145ZM33 121V120H32ZM85 121V120H84ZM100 121V120H99ZM113 121V120H112ZM130 121V120H129ZM133 121V120H132ZM155 121V120H154ZM9 122H11L12 123V125L14 124L12 121H9ZM15 122V121H14ZM23 122V121H22ZM35 122V121H34ZM74 122V121H73ZM78 122V121H77ZM95 122H96V120H95ZM101 122V121H100ZM117 122H118V120H117ZM125 122H126V120H125ZM150 122V121H149ZM17 122H15V124H16ZM27 123V122H26ZM71 123V122H70ZM91 123V122H90ZM89 123V124H90ZM105 123H106V121H105ZM107 123H108V120H107ZM128 123V122H127ZM134 123V122H133ZM158 123V122H157ZM8 124V123H7ZM7 124H6V126H7ZM14 124V125H15ZM20 124H22V123H20ZM32 124H34V123H32ZM43 124V123H42ZM81 124V123H80ZM79 124V126H81ZM123 124H124V122H123ZM143 124V123H142ZM153 124V123H152ZM1 125V124H0ZM41 125V124H40ZM72 125V124H71ZM75 125V124H74ZM84 125H85V123H84ZM115 125V124H114ZM122 125V124H121ZM10 126V125H9ZM9 126H8V128H9ZM25 126H26V124H25ZM83 126V125H82ZM81 126V127H82ZM104 126V125H103ZM134 126V125H133ZM138 126V125H137ZM13 127V126H12ZM16 127H17V125H16ZM28 127V126H27ZM31 127V126H30ZM35 127V126H34ZM76 127V126H75ZM74 127V128H75ZM77 127H78V123H77ZM84 127V126H83ZM82 127V128H83ZM135 127V126H134ZM148 127V126H147ZM151 127V126H150ZM11 128V127H10ZM19 128V127H18ZM17 128V129H18ZM32 128V127H31ZM37 128H39V127H37ZM80 128V127H79ZM113 128V127H112ZM121 128V127H120ZM138 128V127H137ZM136 128V129H137ZM7 129V128H6ZM13 129V128H12ZM20 129H21V127H20ZM70 130H71V128H69ZM115 129V128H114ZM130 129V128H129ZM143 129V128H142ZM25 130H26V128H25ZM69 130V131H70ZM116 130H117V128H116ZM127 130V129H126ZM141 130V129H140ZM165 130V129H164ZM8 131V130H7ZM7 131H6V133H7ZM17 131H19V133L20 134H23L25 131H21L20 132V130L18 129ZM37 131V130H36ZM113 131V130H112ZM115 131V130H114ZM123 131H125V130H123ZM158 131V130H157ZM11 132L9 133V134H11ZM119 132V131H118ZM136 132V131H135ZM26 133H29L28 131L27 132H25L24 134H26ZM37 133H39V132H37ZM67 133H68V131H67ZM71 133V132H70ZM69 133V134H70ZM110 133H111V131H110ZM116 133V132H115ZM122 133V132H121ZM137 134V133H136ZM2 135V136H1ZM39 135V134H38ZM121 135V134H120ZM134 135V134H133ZM148 135V134H147ZM159 135H161V134H159ZM3 136H5V137H3ZM27 136V135H26ZM69 136H73L72 134L71 135H69ZM112 136V135H111ZM118 136V135H117ZM151 136V135H150ZM166 136V135H165ZM29 137H31L30 135H29ZM28 137V138H29ZM38 137V136H37ZM37 137H35V138H37ZM66 137H68V136H66ZM110 137V136H109ZM125 137V136H124ZM134 137V136H133ZM137 137V136H136ZM145 137V136H144ZM143 137V138H144ZM152 137V136H151ZM32 138V137H31ZM34 138V137H33ZM71 138V137H70ZM101 138H102V136H101ZM105 138V139H106ZM113 138V137H112ZM111 138V139H112ZM119 138V137H118ZM123 138V137H122ZM121 138V139H122ZM129 138V137H128ZM159 138V137H158ZM105 139H103V140H101V141H104ZM107 139L105 140V141H107ZM110 139V138H109ZM108 139V140H109ZM135 139V138H134ZM137 139V138H136ZM31 140H33V139H31ZM99 140H100V138H99ZM98 140V141H99ZM125 140V139H124ZM35 141V140H34ZM33 141V142H34ZM65 141L67 142V143H69V144H65ZM123 141V140H122ZM130 141H131V139H130ZM160 141V140H159ZM95 142V141H94ZM96 142H97V140H96ZM135 142V141H134ZM33 144H35V143H33ZM32 144V145H33ZM94 144V143H93ZM92 144V145H93ZM161 144V143H160ZM30 145H31V143H30ZM97 145V144H96ZM99 145V144H98ZM97 145V146H98ZM103 145V144H102ZM150 145V144H149ZM93 146H95V145H93ZM92 146V147H93ZM96 146V147H97ZM122 146V145H121ZM126 146V145H125ZM138 146V145H137ZM152 146V145H151ZM91 147V148H92ZM100 147V146H99ZM108 147V146H107ZM106 147V148H107ZM113 148H114V146H113ZM136 148V147H135ZM98 149V148H97ZM119 149V148H118ZM142 149V148H141ZM154 149V148H153ZM95 150H96V148H95ZM94 150V151H95ZM108 150V149H107ZM117 150V149H116ZM126 150V149H125ZM156 150V149H155ZM100 151H102V150H100ZM108 151H110V150H108ZM119 151V150H118ZM152 151V150H151ZM161 151V150H160ZM90 152L91 151H89V152H87V155L88 154H90ZM135 152V151H134ZM94 153V152H93ZM104 153V152H103ZM114 153V152H113ZM120 153V152H119ZM131 153V152H130ZM150 153H152V152H150ZM98 154V153H97ZM121 154V153H120ZM129 154V153H128ZM93 155V154H92ZM103 155V154H102ZM104 155H106V154H104ZM110 155H112V154H110ZM124 155V154H123ZM154 155V154H153ZM85 156V155H84ZM90 156V155H89ZM94 156H96V155H94ZM93 156V157H94ZM119 156V155H118ZM138 156V155H137ZM147 156V155H146ZM155 156V155H154ZM91 157V156H90ZM89 157V158H90ZM110 157V156H109ZM88 158V157H87ZM99 158V157H98ZM123 158V157H122ZM155 158H156V156H155ZM92 159H95V158H92ZM100 159V158H99ZM104 159H105V157H104ZM115 159V158H114ZM128 159V158H127ZM130 159V158H129ZM139 159V158H138ZM157 159V158H156ZM89 160H91V159H87V161L89 162ZM106 160H111V158L110 159H106ZM148 160H149V158H148ZM85 161H86V159H85ZM94 161V160H93ZM93 161H92V163H93ZM96 161H97V159H95V163H96ZM105 161V160H104ZM123 161V160H122ZM126 161V160H125ZM102 162L103 161H101V165H102ZM82 163V162H81ZM90 163V162H89ZM95 163H93V164H95ZM127 163V162H126ZM47 164H49V165H47ZM120 164V163H119ZM48 166L47 167V169H48V171H50V173H46V169H44L45 167L44 166ZM87 165V164H86ZM86 165L84 164V165H81V167L83 166V167H86ZM91 165V164H90ZM112 165V164H111ZM110 165V163H106V164H104V166H103V168H104V170H103V173L104 172H106L107 170H109V166H111ZM117 165V164H116ZM88 166V165H87ZM96 166V165H95ZM114 166V165H113ZM125 166V165H124ZM134 166H135V164H134ZM63 167V168H64ZM79 168H81L80 166H78ZM93 167V166H92ZM97 167H99V164H98V166ZM43 168V169H42ZM65 168V169H66ZM99 168H101V167H99ZM85 168H83V170H84ZM113 169V168H112ZM43 170H46L45 171V173H44V171ZM63 170V169H62ZM102 170V169H101ZM119 170V169H118ZM141 170V169H140ZM67 171V170H66ZM126 171V170H125ZM129 171H131V170H129ZM255 171H257V170H255ZM260 171V170H259ZM64 172V171H63ZM68 172H70V173H72L71 171H68ZM68 172H66V173H68ZM59 173L61 174V176H59ZM69 173V174H70ZM82 173V174H81ZM106 173H109L108 171L106 172ZM111 173V172H110ZM157 173V172H156ZM255 173V172H254ZM105 174V173H104ZM64 175H66L65 173H64ZM72 175V174H71ZM137 175V174H136ZM254 175V174H253ZM103 176H106V175H103ZM114 177V176H113ZM249 177V176H248ZM106 178V177H105ZM143 179V178H142ZM112 180V179H111ZM144 180V179H143ZM77 182V184H75L76 182ZM101 181V180H100ZM75 182V183H74ZM113 182V181H112ZM243 182V181H242ZM261 182V181H260ZM27 183H29V185H26ZM100 183V182H99ZM264 183V182H263ZM111 184V183H110ZM259 184V183H258ZM109 185V184H108ZM134 185V184H133ZM257 185V184H256ZM27 186H29L28 187V190H27ZM88 186V187H87ZM105 187H107V186H105ZM86 188V189H85ZM102 190V189H101ZM109 190V189H108ZM122 190H124V189H122ZM104 191V190H103ZM133 192V191H132ZM30 194L29 196H28V194ZM15 194V195H14ZM22 194V195H21ZM27 194V195H26ZM72 194V195H73ZM88 194V193H87ZM95 194V193H94ZM141 194V193H140ZM25 195L27 196V197H25ZM100 195V194H99ZM70 196V195H69ZM75 196V195H74ZM13 197H16L17 198V200H16V198H14V202H13V200H12V198ZM128 197V196H127ZM72 198V197H71ZM74 198V197H73ZM72 198V199H73ZM76 198V197H75ZM78 198H79V195H78ZM82 198V197H81ZM129 198V197H128ZM83 199V198H82ZM104 199V198H103ZM142 199V198H141ZM48 200V201H47ZM74 200V199H73ZM99 200V199H98ZM101 200V199H100ZM47 201V202H46ZM80 201V200H79ZM90 201V200H89ZM95 201V200H94ZM126 201H127V199H126ZM85 202H87V201H85ZM138 202V201H137ZM142 202V201H141ZM76 203V202H75ZM77 203H79V202H77ZM15 204V205H14ZM46 204V205H47ZM56 204H57V206H56ZM15 207H17V209L15 208V212H16V216L14 215L13 217H12V215H11V213H10V211L14 208V206ZM49 205V204H48ZM65 205H64V207H59V209L62 211V213L63 212H65V210H63L62 208H65ZM68 205V204H67ZM73 205V204H72ZM86 205V204H85ZM126 206V205H125ZM13 207V208H12ZM47 207V206H46ZM48 208H50V205L48 206ZM81 208V207H80ZM92 208V207H91ZM57 209V210H56ZM55 210H56V214L58 213H60V211H58L59 209L58 208H56ZM17 210V211H16ZM44 210H45V208H43V211L42 212H44ZM46 210H49V209H47L46 208ZM45 210V211H46ZM54 210V211H55ZM89 210V209H88ZM53 211V210H52ZM70 212V211H69ZM68 212V213H69ZM76 212V211H75ZM61 213V214H62ZM55 214V215H56ZM64 214V213H63ZM66 214V213H65ZM64 214V215H65ZM72 214V213H71ZM30 215H31V217H30ZM40 216V217H39ZM62 217H60V215H59V219L61 220V221H65V219L67 218H65V216H67V215H65V216H63V215H61ZM54 217H58L57 215L56 216H54ZM52 215H51V222H52V219L54 220L53 222H55L56 223V221H57V219H55ZM92 217V216H91ZM98 217V216H97ZM24 218H25V220H26V222H28L26 225L24 224ZM77 218V217H76ZM29 219H31V220H29ZM50 219V218H49ZM58 219V220H59ZM63 219V220H62ZM68 219V218H67ZM56 220V221H55ZM69 220V219H68ZM71 220V219H70ZM80 220V219H79ZM60 221V222H61ZM25 222V223H26ZM53 222H52V224H53ZM67 222V221H66ZM43 223V226L41 225ZM57 223L59 224V221H57ZM56 223V224H57ZM62 224H64V223H61V224H59V226L57 225V227H60ZM67 224V223H66ZM65 224V225H66ZM85 224V223H84ZM25 225V227L22 229V226H24ZM64 225V226H65ZM53 226H56V225H54L53 224ZM63 226V225H62ZM80 226V225H79ZM46 227H44V228H46ZM52 228V227H51ZM47 229V228H46ZM50 229V228H49ZM48 229V230H49ZM53 229V228H52ZM36 230V231H35ZM42 230V229H41ZM43 230H45V229H43ZM47 230V231H48ZM55 230V229H54ZM60 230H61V228H60ZM64 230V229H63ZM51 231V230H50ZM57 231V230H56ZM55 231V232H56ZM59 231V230H58ZM72 232V231H71ZM23 233V234H22ZM60 233H63V232H61L60 231ZM39 234V233H38ZM40 234H43V233H40ZM49 234H51L50 232H49ZM58 234H59V232H58ZM29 235V236H28ZM36 235V234H35ZM45 235V234H44ZM56 235H57V233H56ZM45 236H47V235H45ZM19 237H22V236H19ZM25 237V236H24ZM32 236H30V238H31ZM35 237V236H34ZM41 237V236H40ZM39 237V238H40ZM33 238V237H32ZM35 238H37V237H35ZM37 239V240H39L40 241V239ZM41 238H43V237H41ZM51 238V237H50ZM57 238V237H56ZM65 238V237H64ZM58 239V238H57ZM89 239V238H88ZM92 239V238H91ZM26 240V239H25ZM25 240H22V242L23 243H26L25 242ZM28 240V239H27ZM37 240L35 241V239L33 240V241H31V249H33V248H35V247H33L32 245H34L33 244V242H37ZM49 240V239H48ZM51 240H52V238H51ZM79 240V239H78ZM13 241V240H12ZM43 241V240H42ZM46 241V240H45ZM17 242V241H16ZM56 242V241H55ZM83 242V241H82ZM20 243V242H19ZM22 243V244H23ZM27 243H29V242H27ZM39 243V242H38ZM45 243V242H44ZM67 244V243H66ZM3 245V244H2ZM21 245V244H20ZM25 245V244H24ZM23 245V246H24ZM36 245V247H38L37 245H39V244H35ZM34 245V246H35ZM42 245H44V244H42ZM49 245V244H48ZM78 245V244H77ZM22 246V245H21ZM40 246H41V244H40ZM47 246V245H46ZM67 246V245H66ZM1 247V246H0ZM33 247V248H32ZM49 247V246H48ZM16 248V247H15ZM22 248V247H21ZM24 248V247H23ZM43 249V247H38V251L35 253L34 252V250L31 252V262H30V264H41V259L42 258H45V257H47V256H42V254L43 253H38L39 251H40V249ZM52 248V247H51ZM50 248V249H51ZM3 249V248H2ZM10 249V248H9ZM20 249V248H19ZM30 249V248H29ZM49 249V248H48ZM13 250V249H12ZM44 250V249H43ZM82 250V249H81ZM15 251V250H14ZM22 251V250H21ZM42 251V250H41ZM40 251V252H41ZM68 251V250H67ZM90 251V250H89ZM1 252V251H0ZM42 252H44L45 253V251H42ZM52 252V251H51ZM84 252V251H83ZM6 253V252H5ZM13 253V252H12ZM16 253V252H15ZM22 253H23V251H22ZM25 254H27V253H25ZM52 254V253H51ZM55 254V253H54ZM5 255V254H4ZM24 255V254H23ZM29 255V254H28ZM43 255H46V253L45 254H43ZM59 255V254H58ZM16 256V255H15ZM48 256H50V255H48ZM53 256V255H52ZM51 256V257H52ZM29 257V256H28ZM2 258H3V256H2ZM5 258V257H4ZM10 258V257H9ZM66 257H64V259H65ZM11 259V258H10ZM21 259V258H20ZM19 259V260H20ZM28 259V258H27ZM46 259V258H45ZM50 259H52V258H50ZM25 260V259H24ZM23 260V261H24ZM43 260V259H42ZM0 261H2V260H0ZM7 261V260H6ZM45 261V260H44ZM59 261V260H58ZM62 261V260H61ZM3 263V262H2ZM8 263V262H7ZM10 263V262H9ZM28 263V262H27ZM22 264V263H21ZM73 264V263H72ZM120 264H122V263H120ZM124 264V263H123Z\"/></svg>",
    "mask_w": 264,
    "mask_h": 264
}]
</instances>
